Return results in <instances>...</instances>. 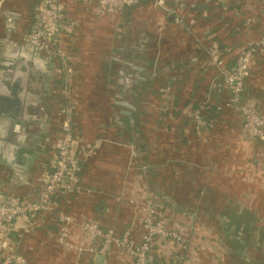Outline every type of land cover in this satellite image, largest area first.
Here are the masks:
<instances>
[{
  "label": "crops",
  "instance_id": "1",
  "mask_svg": "<svg viewBox=\"0 0 264 264\" xmlns=\"http://www.w3.org/2000/svg\"><path fill=\"white\" fill-rule=\"evenodd\" d=\"M167 1H177L181 23L145 4L97 17L65 0L78 22L69 63L75 94L69 118L87 150L81 173L83 195L70 197L62 206L72 217L71 240L85 244L77 224L94 220L117 233L128 230L138 242L143 231L140 209L157 195L164 208L188 217V233L195 229L201 237V229L212 223L224 238L223 252L208 251L204 256L202 250L189 248L184 264H214L213 260L264 264V142L241 136L242 116L226 107L227 87L218 83L216 70L208 63L210 49L219 42L227 44L234 56L244 44L261 38L257 31L264 33V5L258 0ZM22 18L27 24L30 15L23 12ZM232 26L237 31L230 30ZM5 34V43L11 46L0 22V39ZM26 54L41 59L32 51ZM260 55L251 65L244 91L247 102L264 116V46ZM47 69L41 80H31L20 92L18 84L10 87L0 64L3 92L14 99L29 97L32 103L25 107L29 115L25 119L32 125H21L22 119L18 129L4 126L0 135V184L9 195L31 194L41 186L50 144L64 117L61 109L67 100L60 94L53 67ZM194 101L220 107L211 133L194 132L185 105ZM128 152L139 162L137 174L129 173ZM177 161L185 164L176 166ZM188 161L199 167L193 169ZM177 170L185 176L178 190ZM136 176L139 185L130 186ZM163 176L173 180L162 181ZM176 193L184 195L178 198ZM128 196H137L139 204L127 203ZM56 224L57 219L45 212L30 223L29 233L21 226L11 232L26 264H98L88 252L79 255L59 245ZM239 228L243 233L238 234ZM155 246L152 254L160 255V245ZM113 250L103 264H133L120 249Z\"/></svg>",
  "mask_w": 264,
  "mask_h": 264
},
{
  "label": "built area",
  "instance_id": "2",
  "mask_svg": "<svg viewBox=\"0 0 264 264\" xmlns=\"http://www.w3.org/2000/svg\"><path fill=\"white\" fill-rule=\"evenodd\" d=\"M18 1L31 5L30 19L20 33L17 25L19 15L10 9ZM73 1L97 17L121 13L145 2L181 23L177 1L173 4L167 0ZM68 9L65 0H0V22L4 31L9 34L12 45L16 48L26 46L29 52L33 51L52 62L53 71L60 82V94L67 100L66 106L61 109L64 117L50 144V158L42 172L41 186L36 192L21 196L5 193L0 184V264H26L10 234L19 226L23 227L24 233H29L30 223L45 212L57 219L55 241L69 252L79 255L88 252L93 256L106 258L113 249H120L133 264H164L154 259L151 246L158 239L170 238L172 235L167 231L169 229L165 217L158 214L153 204H146L142 208L143 231L138 242L131 238L128 230L117 233L113 228L101 227L94 220H83L77 224L85 244H76L71 240L72 217L68 211L62 209V202L82 190V162L87 150L82 148V136L69 118V112L73 109L71 103L75 97L72 91L73 67L69 63L74 54L78 22ZM263 46L264 37L248 46L231 67H226L219 50H211L208 58L209 65L215 68L229 92L226 107L236 110L242 116L241 136L260 142H264V116L253 104L243 101L242 96L255 54ZM190 116L196 134L206 132L212 125L198 110H192Z\"/></svg>",
  "mask_w": 264,
  "mask_h": 264
},
{
  "label": "rangeland",
  "instance_id": "3",
  "mask_svg": "<svg viewBox=\"0 0 264 264\" xmlns=\"http://www.w3.org/2000/svg\"><path fill=\"white\" fill-rule=\"evenodd\" d=\"M258 1L260 2V4L264 5V0H258ZM129 75L130 74H127L126 79H128V82L130 83V81H131L130 78H132V77H130ZM164 149H166V147ZM110 152H112V151H110ZM130 152H131V150H130ZM128 159H129V166L127 168L129 169V173L131 171H134V173L137 174L138 169H139V162H138L137 158L130 155V153H129ZM184 162L177 161L175 164H176V166L181 167L182 165L185 164ZM186 163L187 164L191 163L190 166L193 169L195 166L199 167L198 166L199 164H197V162L188 161ZM190 170L191 169L189 167L188 172ZM198 170L194 171V174L196 172H198ZM175 172H176L175 182L177 183L176 187L178 190L179 187H181L178 185L185 179V176H181L178 170ZM161 179H162V181L166 180L169 182L173 180V178H170V177L168 178L167 176H163ZM132 181H130L132 183H129L130 186L133 185V186L137 187V185H139V183H140L139 177H137V176H136V178H132ZM146 194L149 195L147 192H146ZM183 195L184 194L176 193V196L178 198H179V196H183ZM196 195H197V192L195 190H193L192 196L194 197L193 200H195V201L198 198V197H196ZM198 196H199V194H198ZM136 197L137 196L126 197L127 203L129 202L130 205L134 204V206H136L137 203L139 202L138 200H136L137 199ZM159 199L162 200L160 198V196L156 195L155 197H153L151 199V201H148V204H153L156 207L162 209V211L166 215L165 220L167 222V227L169 229L167 231L170 232L172 235V236H170V238H160L157 240L158 245H160V255L167 257V260H165L162 263H164V264H184L183 261L185 260V258L183 260H178L177 256L179 255L180 250H184L185 252H188L189 248L192 251H195V250L201 251L202 250V255H204V256H206L208 251L214 250L215 252L218 253L220 250H222V252H223V250H225L224 249V238L221 236L222 234L218 233V232H220L218 229L219 226H214L212 223H208L206 226H204L205 230L201 229V233H200L201 237H199L198 233H197V235L194 234L195 229H191V231L194 230L193 233L192 232L188 233L186 231V228H185L187 226L186 225V219L188 217H186L184 214H181L179 211L171 210L169 207L164 208V205L161 203V201ZM173 246H174V250L172 249ZM168 249H169V251H168ZM169 257H170L171 261L169 260ZM181 258H182V256H181ZM24 259L26 260L25 257H24ZM175 259H176V261H175ZM213 261H214V264L219 263L218 260H213Z\"/></svg>",
  "mask_w": 264,
  "mask_h": 264
},
{
  "label": "flooded vegetation",
  "instance_id": "4",
  "mask_svg": "<svg viewBox=\"0 0 264 264\" xmlns=\"http://www.w3.org/2000/svg\"><path fill=\"white\" fill-rule=\"evenodd\" d=\"M6 37L7 35L5 34L4 38L0 39V64L2 65V71H4L10 81V87H15V84L16 86L18 84V87H20L18 89H20L21 92V90L29 87L31 80H41L39 76L42 72L48 71L47 68L50 61L43 57L39 59L40 61L33 59L31 56L26 54L30 53L26 46L18 48L13 45L10 46L5 43ZM32 53L34 54L33 51ZM33 73H36V75H33ZM20 92H18V94H20ZM28 98L29 97L25 100L22 96H20L18 99H14L9 95V93H4L0 88V135L4 126L5 130L7 127L10 128L18 126L20 125V120L29 116L25 112V107L31 103ZM3 118L6 119V122H4ZM25 120H22L21 125L30 124L29 119ZM30 125H32V123ZM21 135H24V133H21L20 136ZM241 233H243V228H239L238 230V234Z\"/></svg>",
  "mask_w": 264,
  "mask_h": 264
},
{
  "label": "trees",
  "instance_id": "5",
  "mask_svg": "<svg viewBox=\"0 0 264 264\" xmlns=\"http://www.w3.org/2000/svg\"><path fill=\"white\" fill-rule=\"evenodd\" d=\"M213 2V1H212ZM170 3V2H169ZM143 4H145V5H148V6H150V7H152L150 4H148V3H140V4H138V5H135V6H132V7H130V8H134V7H136V6H139V5H143ZM171 4H173V2H171ZM230 4V3H229ZM228 4V6L227 7H229L230 5ZM27 5V4H26ZM25 4H24V2L23 1H18V2H16L15 4H13V6H12V8H10L11 10H13L14 12H16L19 16H18V20H17V25H18V28L20 29L19 30V32L18 33H20L25 27H26V22L25 23H23V18H22V13L23 12H25L26 14H30L31 15V10H30V7H31V5H27L26 6ZM237 8H239V6H236ZM130 8H127V9H130ZM235 8V7H234ZM235 9V10H238V9ZM159 11H161V10H159ZM162 12V11H161ZM262 17H264V13H262ZM242 21H240L239 23H241ZM188 24V23H187ZM233 28L232 29H230V30H234V31H237V28L235 27V26H232ZM230 30H227L228 32L227 33H229L230 32ZM257 34L258 35H262L261 36V38L262 37H264V33L262 34L261 33V30L259 31H257ZM239 35V32H236L235 33V36H233V38L234 39H236V38H238L237 36ZM260 39V38H259ZM230 41V40H229ZM252 44V43H251ZM250 43H246V44H244V46L242 47V49L240 50V52L238 53V54H236V55H234V56H230V52H228V49L227 48H229L228 47V45L227 44H225V43H218V44H216L217 46H215L214 45V47H212L210 50H213V49H216V50H219L220 51V53H221V55L223 56V58H225L224 59V63H225V65H226V67H228V65H227V63H231V62H235V60L241 55V53L248 47V46H250L251 45ZM241 46H242V44H241ZM261 49V50H260ZM257 52H256V54H255V58L254 59H257L258 57L259 58H261L262 56L260 55L261 54V52H262V49L263 48H260ZM230 50V49H229ZM227 62V63H226ZM216 75H217V73H216ZM217 80H218V83H220V82H222L221 81V79L218 77V75H217ZM245 89V88H244ZM242 99H243V101H245V102H247V98H246V93H245V91L243 92V96H242ZM187 107V111H192V110H198V113L204 118V119H206L208 122H210V123H212V125H211V127H209L208 129H207V131L206 132H212L213 131V129H214V127H215V124L217 123V118L219 117V115H220V107H218L217 105H215V104H213V103H211L210 101L209 102H205L203 105L202 104H198L196 101H194L193 103H190V104H185ZM257 107V106H256ZM258 108V107H257ZM258 110H259V108H258ZM260 111V110H259ZM183 117H185V116H183ZM195 132V131H194ZM83 194L80 192V193H78V194H75V195H72L71 197H79V196H82ZM63 204H64V202H62ZM155 206V205H154ZM155 208H156V211L158 212V214L159 215H161L162 217H165L166 215L164 214V212L162 211V209L161 208H158V207H156L155 206ZM143 210L142 209H140V215H141V219H142V216H143ZM102 227V226H101ZM103 228H107V227H103ZM157 242V244H158V241H155L153 244H152V246H151V253H152V250L154 249V248H156V246H155V243ZM114 250H112L111 251V253H109L108 255L110 256L112 253L114 254ZM185 251L184 250H180V253H179V255L177 256V258H178V260H183L184 258H185ZM153 255V257H154V259L155 260H157V261H160V262H164L165 260H167V257H164V256H162V255H158V254H152ZM181 256H182V258H181ZM111 258V257H110ZM169 260H170V257H169ZM171 261V260H170ZM175 261H176V259H175Z\"/></svg>",
  "mask_w": 264,
  "mask_h": 264
},
{
  "label": "water",
  "instance_id": "6",
  "mask_svg": "<svg viewBox=\"0 0 264 264\" xmlns=\"http://www.w3.org/2000/svg\"><path fill=\"white\" fill-rule=\"evenodd\" d=\"M66 64H68L67 61H66ZM48 67L49 68H52L53 67V63L50 62L49 65H48ZM123 104L125 106H127V107H131V105L129 103H127V102H123ZM15 128L18 129V126H15ZM104 260H105L104 256H100V255L95 256V262L98 263V264H103L104 263Z\"/></svg>",
  "mask_w": 264,
  "mask_h": 264
}]
</instances>
